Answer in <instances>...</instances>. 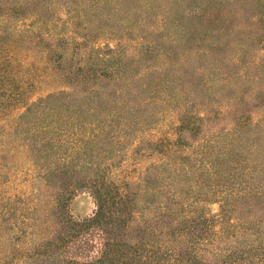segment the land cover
Returning a JSON list of instances; mask_svg holds the SVG:
<instances>
[{
    "label": "rangeland",
    "instance_id": "1",
    "mask_svg": "<svg viewBox=\"0 0 264 264\" xmlns=\"http://www.w3.org/2000/svg\"><path fill=\"white\" fill-rule=\"evenodd\" d=\"M257 246L264 0H0V264Z\"/></svg>",
    "mask_w": 264,
    "mask_h": 264
},
{
    "label": "trees",
    "instance_id": "2",
    "mask_svg": "<svg viewBox=\"0 0 264 264\" xmlns=\"http://www.w3.org/2000/svg\"><path fill=\"white\" fill-rule=\"evenodd\" d=\"M120 193L121 192H119L118 194L120 195ZM110 195L111 194L104 195L100 190L97 191V193H95V196H96V199H97V211L94 213L93 217H91V218H89V219H87L85 221H78L76 219H73V217L71 215L66 217V214L64 212L60 211V210H58L57 215L62 216L64 218L65 222H67L68 224H71L73 226L74 225L75 226L76 225H83L84 223L98 221L104 215V209H105V207L107 205L108 197H111ZM59 207L60 206H58L57 208L59 209ZM41 238L43 239V241H45V239H47V237H45V236H42ZM104 244H105V248H106L107 244L106 243H104ZM160 250L152 252L154 254L153 255L154 258L152 260L153 264H167V263H169L168 262L169 260H171V261L172 260H177V257L180 256L179 254H177L178 249H176L175 247L168 248V250L165 253L167 254L166 257H168L169 259H168L167 263H164L165 261H162V260H164L163 258H161L160 260H156L157 259L156 254H158V252L160 253ZM247 253H248V255H247L246 259L250 263H255L256 261H253V260H254V258H257L258 261L261 262L260 264H264V249L260 250L259 246H257L253 250L250 249V251H248ZM103 255H104V253H102V255H100V256L91 257V264H95V263L100 262L101 259L103 258ZM163 255L164 254H162V256ZM231 257H232V253H222L221 257L218 260V261H221V263H218V264H228V263H226V259L231 258ZM221 258H222V260H221ZM72 263H74V264H85V263L79 262L76 259H72Z\"/></svg>",
    "mask_w": 264,
    "mask_h": 264
}]
</instances>
